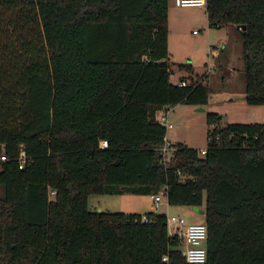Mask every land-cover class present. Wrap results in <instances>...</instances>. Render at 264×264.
<instances>
[{"label": "trees", "instance_id": "16d2710c", "mask_svg": "<svg viewBox=\"0 0 264 264\" xmlns=\"http://www.w3.org/2000/svg\"><path fill=\"white\" fill-rule=\"evenodd\" d=\"M205 13L238 28L245 101L264 105V0ZM168 55V0H0V264H191L164 214L87 206L163 186L169 205L205 193L204 264H264V123L208 113L203 156L173 142L164 160L158 112L210 92L188 66L172 83Z\"/></svg>", "mask_w": 264, "mask_h": 264}, {"label": "rangeland", "instance_id": "374dc122", "mask_svg": "<svg viewBox=\"0 0 264 264\" xmlns=\"http://www.w3.org/2000/svg\"><path fill=\"white\" fill-rule=\"evenodd\" d=\"M174 8V0H169ZM179 12L192 18L184 27L176 29L173 24L168 30V64L172 71L170 80L176 83L179 76L191 75L180 66H188L194 71L192 77H203L208 71L210 88L208 101L202 107L204 111H196L199 106L179 103L170 107L168 120L173 128L167 130V137L172 141H178L190 148L196 149L201 156L202 150L207 146V135L212 128L207 122V114L215 113L221 124L239 123H264V105H250L245 101V74L243 57L236 62L234 72L238 73V79L228 83L224 80L227 69L209 68L211 57L208 53V45H219L220 31L217 27H209L205 17V7L177 8ZM175 11L172 9V12ZM176 13V14H177ZM190 22V23H189ZM170 27V26H169ZM168 27V29H169ZM211 30V31H210ZM220 46V45H219ZM242 55V54H241ZM208 68L210 70H208ZM240 77V78H239ZM205 79V78H204ZM208 80V79H207ZM207 82L206 80H204ZM51 200L54 195L51 193ZM206 195H203V206ZM152 203L150 194L146 192L123 191L115 194H89L87 206L92 212H124L144 214L152 211L149 206ZM155 213L165 216H180L186 224L205 223L204 214L194 211L193 207L186 205H169L166 196L161 197L160 205L154 209Z\"/></svg>", "mask_w": 264, "mask_h": 264}, {"label": "built area", "instance_id": "2783aa9c", "mask_svg": "<svg viewBox=\"0 0 264 264\" xmlns=\"http://www.w3.org/2000/svg\"><path fill=\"white\" fill-rule=\"evenodd\" d=\"M178 7H205L206 0H174ZM211 51V50H210ZM212 53V51L210 52ZM179 86H184L185 82L178 81ZM168 109V108H167ZM165 109L163 112H158L157 116L161 123H163L167 130L172 129L173 125L168 120V112ZM107 145L105 140L100 142L101 147ZM173 142L167 137L164 139V144L160 148V153L164 160H168L174 152ZM204 150L201 151L203 155ZM6 156L0 152V160L3 161ZM25 159L24 151L19 154V167L21 168ZM166 196V187H161L157 193L151 194L152 208L156 209L161 202V197ZM146 220V219H145ZM167 230L169 235H175L182 241V255L186 262L191 264H204L207 259L205 242L207 239V229L205 223L186 224L185 220L180 216H166Z\"/></svg>", "mask_w": 264, "mask_h": 264}, {"label": "crops", "instance_id": "0c3cea01", "mask_svg": "<svg viewBox=\"0 0 264 264\" xmlns=\"http://www.w3.org/2000/svg\"><path fill=\"white\" fill-rule=\"evenodd\" d=\"M169 2L170 1L168 0V27L170 26L168 30H170L171 27L173 29V24H175L176 29H180L181 27H184L186 24H188V21H190V22L192 21L191 20L192 18H190L189 16L184 15L181 12L177 13V12H179V11H177L178 10L177 8H179V7L176 6L174 3L175 7L172 8L171 3H169ZM180 8H190V7H180ZM192 8H195V7H192ZM198 8H200V7H198ZM172 9L175 11L172 12ZM205 17H206V13H205ZM206 20H207V18H206ZM207 23H208V21H207ZM217 28L221 34L219 37V41H218L220 46L216 45V44H209L208 45V53H209V56L211 57V60L209 61L207 66H209V68L211 70H212V68H215V67H217L218 70L223 69V68L227 69V73L225 74L224 80L226 82L228 80H232V81L228 82V83H232V82H234L235 78L238 79V73L234 72L235 69L237 68L236 62L239 61V59H241L243 57V46H242L241 34H240L238 28L233 24H227L223 27H217ZM210 50L212 51V53H210L211 52ZM209 68H208V70H210ZM239 69L244 70L243 66H242V68L239 67ZM208 73H209V71L202 77V78H205V80L207 81L206 83H208V81H209ZM178 78H179L178 81H181V79H184V78L188 79L189 77L181 75ZM188 81H190V80H188ZM203 109L205 110L204 107H203ZM169 110H170V108L167 109L168 113H169ZM195 110L199 111V110H197V108ZM166 137H167V134H166ZM169 140L171 142H174V143L178 142L176 140L175 141H172L171 139H169ZM178 143H181V142H178ZM149 208L152 209V203L150 204Z\"/></svg>", "mask_w": 264, "mask_h": 264}, {"label": "water", "instance_id": "95a60500", "mask_svg": "<svg viewBox=\"0 0 264 264\" xmlns=\"http://www.w3.org/2000/svg\"><path fill=\"white\" fill-rule=\"evenodd\" d=\"M241 29H244V27H241ZM197 110L203 111L204 109H203L202 106H199V107H197ZM194 211L195 212H198L200 214H204L205 213V210L204 209H201V208H194Z\"/></svg>", "mask_w": 264, "mask_h": 264}]
</instances>
